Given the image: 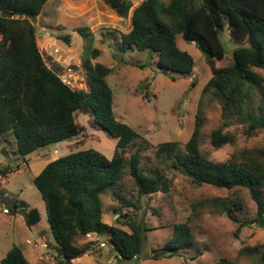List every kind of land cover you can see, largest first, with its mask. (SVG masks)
Wrapping results in <instances>:
<instances>
[{"label":"trees","instance_id":"16d2710c","mask_svg":"<svg viewBox=\"0 0 264 264\" xmlns=\"http://www.w3.org/2000/svg\"><path fill=\"white\" fill-rule=\"evenodd\" d=\"M48 1L0 0V137L13 133L17 153L25 160L39 149L78 136L84 127L77 122L76 114L80 110L90 112L97 126L117 139L113 157L95 148L73 151L48 161L33 182L46 203L51 232L60 246L59 263L71 264L83 256L90 245L77 246L76 236L94 232L106 237L120 259L138 264L147 228L132 221L129 232L104 222L101 194L121 180L126 167L123 153L139 134L116 118L114 94L106 80L113 70L92 60L100 50L93 49L92 55L83 59L86 88L71 87L46 64L38 47L35 20ZM103 1L120 17H128L133 7V0ZM131 23L130 31L121 33V49L148 52L150 58L157 55L158 65L166 74H190L194 68L193 56L178 46V34L205 54L212 77L203 94L211 91L223 111V126L212 133L216 148L230 142L222 132L224 126L244 124L250 133L264 128V103L256 107L253 100L257 88L264 91V77L256 71L264 70V0H143L133 9ZM226 27L237 46L230 65L216 66L226 54L220 36ZM65 39L71 42L70 36ZM204 120L199 106L195 130L185 151H179V142L166 141L157 146L156 154L169 152L170 156L177 152L173 166L199 185L249 189L257 215L247 224L264 228V162L258 156H246L244 160L233 156L226 161L207 158L199 146ZM129 165L141 195L166 190L164 179L142 172L138 153L132 154ZM0 173L6 175L7 167ZM235 207L240 208L241 203L234 202L228 210ZM25 210L28 225L41 220L36 207ZM194 245L189 224L176 223L172 237L161 250L174 255L176 250ZM0 264L33 263L16 244ZM213 264L238 263L224 257Z\"/></svg>","mask_w":264,"mask_h":264},{"label":"rangeland","instance_id":"374dc122","mask_svg":"<svg viewBox=\"0 0 264 264\" xmlns=\"http://www.w3.org/2000/svg\"><path fill=\"white\" fill-rule=\"evenodd\" d=\"M142 1L133 0L129 16L120 17L103 0H49L35 20L37 43L46 64L76 89L85 87L83 59L92 55L93 49L100 50L92 60L113 70L106 80L114 94L116 118L139 134L123 153L126 167L121 180L101 194L103 221L129 232L132 221L147 228L138 264H213L224 257L238 264H264V228L247 224L257 215V204L249 189L199 185L173 166L177 152L170 156L169 152L156 154L157 146L166 141L179 142V151H185L195 130L199 106L205 117L199 133L200 150L213 161L258 156L264 162V128L250 133L244 124L224 126L222 132L230 137V142L219 148L213 145L212 133L223 126V111L211 91L203 94L212 68L196 44L177 35L178 46L194 58L190 74H166L158 65L157 55L150 58L148 52L121 49V33L130 31L132 11ZM82 28L88 31L81 32ZM65 36H70L71 42ZM220 36L226 54L216 66H227L232 63L237 43L227 27ZM256 71L264 77L263 69ZM253 100L256 107L264 103V91L257 88ZM76 120L84 127L78 136L39 149L25 160L17 153L13 133L0 137V171L8 169L6 175H0V262L17 244L34 264H62L46 203L33 179L54 158L89 148L112 158L117 144L116 138L97 126L90 112L78 111ZM134 153L139 154L142 172L160 176L167 183L166 190L139 193L130 174L129 160ZM234 202L241 203V207L229 211ZM33 207L40 211L41 220L28 225L24 210ZM15 208L18 209L14 212ZM176 223L189 224L195 245L169 255L161 249L172 237ZM75 244L90 248L71 264L133 262L120 259L105 236L78 235Z\"/></svg>","mask_w":264,"mask_h":264},{"label":"built area","instance_id":"2783aa9c","mask_svg":"<svg viewBox=\"0 0 264 264\" xmlns=\"http://www.w3.org/2000/svg\"><path fill=\"white\" fill-rule=\"evenodd\" d=\"M0 37H1V36H0ZM93 235L98 236V234H97V233H94V232H90V233H87V234H86L87 237H90V236H93Z\"/></svg>","mask_w":264,"mask_h":264},{"label":"crops","instance_id":"0c3cea01","mask_svg":"<svg viewBox=\"0 0 264 264\" xmlns=\"http://www.w3.org/2000/svg\"><path fill=\"white\" fill-rule=\"evenodd\" d=\"M38 173H39V172H38ZM38 173H37V174H38ZM58 253H61L60 249H59V252H58ZM54 254H55V253H52V255H54ZM32 263H33V262H32ZM33 264H34V263H33Z\"/></svg>","mask_w":264,"mask_h":264},{"label":"clouds","instance_id":"9594fccd","mask_svg":"<svg viewBox=\"0 0 264 264\" xmlns=\"http://www.w3.org/2000/svg\"><path fill=\"white\" fill-rule=\"evenodd\" d=\"M70 85V84H69ZM85 85V87L84 88H86V83L84 84ZM71 86V85H70ZM72 87V86H71ZM74 88V87H73ZM76 89V88H75ZM79 89H81V88H79ZM86 236V235H85Z\"/></svg>","mask_w":264,"mask_h":264}]
</instances>
